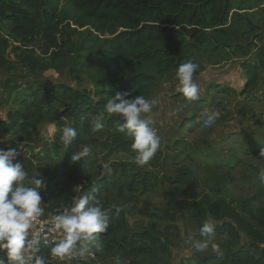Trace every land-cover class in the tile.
Returning <instances> with one entry per match:
<instances>
[{"label": "trees", "instance_id": "trees-1", "mask_svg": "<svg viewBox=\"0 0 264 264\" xmlns=\"http://www.w3.org/2000/svg\"><path fill=\"white\" fill-rule=\"evenodd\" d=\"M259 5L258 0H0V44L5 50H18L15 43L33 46L40 37L43 52L53 49L58 59L84 53L85 63H74V68L89 74L97 92L91 99L70 86L34 83L15 100L18 109L9 115L5 130L16 131L26 143L22 149L15 147L19 155L14 161L23 164L25 186L32 187L29 181L39 174L44 178L45 187L39 190L42 214L53 218L93 194L108 218L107 230L88 241L96 257L159 264L170 256V228L160 231L152 225L132 232L125 220L127 215L149 216L146 204L137 206L145 196L159 195L166 200L161 212L169 223L228 218L236 228L226 225L222 232L234 240L239 229L250 241L249 247L227 245L222 253H205L196 264H264V251L253 253L264 245V209L247 201L238 211L220 198L188 189L183 174L145 171L158 167L155 155L137 165L131 138L118 130L123 121L104 108L118 92L152 100L160 84L176 78L179 65L187 61L203 71L205 66L249 59L244 63L247 83L256 84L264 75V8L256 10ZM97 119L103 128L94 132ZM46 121L55 123L54 136L38 144L37 126ZM65 125L78 132L67 148L60 139ZM84 146L92 154L72 161ZM117 156L129 161H113ZM124 206L131 211L120 210ZM49 254L47 249L38 253L44 258Z\"/></svg>", "mask_w": 264, "mask_h": 264}, {"label": "rangeland", "instance_id": "rangeland-1", "mask_svg": "<svg viewBox=\"0 0 264 264\" xmlns=\"http://www.w3.org/2000/svg\"><path fill=\"white\" fill-rule=\"evenodd\" d=\"M258 1L260 5L256 10L260 11L264 8V0ZM2 36L12 43L6 35ZM13 47L18 50H5L0 44V148L5 150L15 147L19 150L26 145L22 135L6 131L5 124L10 123L9 115L17 111L15 100L25 91L27 84L38 83L47 88L70 86L85 92L91 99L97 98L89 74H79L74 68V63H85L84 53L76 58L66 55L58 59L59 54L53 49L43 52L44 41L40 37L33 46L15 43ZM249 62V59H234L195 71L193 79L199 85L200 96L196 101L185 97L177 77L160 84L151 100L155 101L151 112L142 115L160 137V147L155 153L158 167L147 166L145 171L172 176L183 174L188 189L194 187L198 193L220 198L238 211L247 201L256 209H264V183L259 179V172L264 169V158L259 157L264 150V75L256 84H248L244 63ZM205 110L220 114L208 128L202 126L200 118ZM37 130L38 144L50 141L55 133V123L43 122ZM113 161L128 162L129 158L117 156ZM141 203L147 205L149 216L127 215L125 220L130 231H147L152 225L162 231L168 226L174 234L169 246L170 256L160 260L159 264H196V259L205 253H222L227 245L232 248L250 245L248 237L239 229H236L238 239L234 240L222 232L226 225L236 228L228 218L207 217L201 224L178 220L169 223L161 212L167 208L166 200L159 195H147L137 209ZM120 210L131 211V208L124 206ZM205 222L212 223L221 232L215 230L208 248L197 252L189 235L196 240L206 239L199 235V227ZM82 243L87 244V251L82 255L78 243L77 250L70 256L61 258L49 254L45 257V264H123L116 256L96 257L88 241ZM212 244L218 246V251L212 249ZM89 251L94 252L93 258L88 257ZM261 251H264L263 244L253 249L257 256ZM5 257L0 254V259L5 260ZM125 264L151 263L139 258Z\"/></svg>", "mask_w": 264, "mask_h": 264}, {"label": "clouds", "instance_id": "clouds-1", "mask_svg": "<svg viewBox=\"0 0 264 264\" xmlns=\"http://www.w3.org/2000/svg\"><path fill=\"white\" fill-rule=\"evenodd\" d=\"M197 68V64L187 61L181 63L176 72L181 91L189 101L200 99L199 85L193 79ZM130 95V92H118L107 100L104 108L107 113L117 114L121 118L123 122L118 130L131 138V147L136 153L134 162L143 166L160 147V137L156 130L150 127V122L141 115L150 113L155 101L142 95L130 99ZM219 115V112L205 110L200 117L202 126L211 127ZM102 128L103 124L97 119L92 131H100ZM77 136L75 128L65 125L60 139L67 148L74 143ZM91 154L92 148L84 146L82 151L72 155L71 160L77 161ZM18 155L15 148H0V251L5 253L8 264H45L44 256L38 255L39 239H29L33 223L43 213L39 190L45 187V181L39 174L29 181L32 187L25 186L27 174L23 164L14 163ZM259 157L264 158V150H261ZM259 179L264 183V169L260 170ZM53 221L54 229L62 232L63 239L51 248V255L61 258L75 252L78 243L82 255L87 251V244L82 242L93 240L94 234L103 233L108 228V218L93 194L79 198L63 212L53 216ZM214 232L212 223H203L199 227V235L206 239L196 240L190 234L193 248L197 252L205 251ZM212 249L218 251V246L212 244ZM0 264H5V260L0 259Z\"/></svg>", "mask_w": 264, "mask_h": 264}, {"label": "built area", "instance_id": "built-area-1", "mask_svg": "<svg viewBox=\"0 0 264 264\" xmlns=\"http://www.w3.org/2000/svg\"><path fill=\"white\" fill-rule=\"evenodd\" d=\"M54 221L51 217H45L43 214L35 221L30 229V236L29 239L38 238L40 243L38 247L40 250L47 249L50 250L51 248L59 243L60 240L63 239V234L60 230H56L53 227ZM4 253L3 251H0ZM5 254V253H4ZM88 257L93 258L94 255L92 251L88 252Z\"/></svg>", "mask_w": 264, "mask_h": 264}, {"label": "water", "instance_id": "water-1", "mask_svg": "<svg viewBox=\"0 0 264 264\" xmlns=\"http://www.w3.org/2000/svg\"><path fill=\"white\" fill-rule=\"evenodd\" d=\"M225 2H227L228 0H224Z\"/></svg>", "mask_w": 264, "mask_h": 264}]
</instances>
